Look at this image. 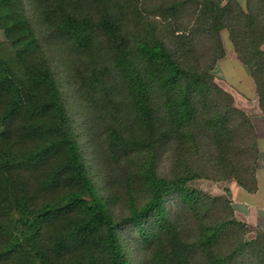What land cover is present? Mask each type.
Masks as SVG:
<instances>
[{"label": "trees", "instance_id": "obj_1", "mask_svg": "<svg viewBox=\"0 0 264 264\" xmlns=\"http://www.w3.org/2000/svg\"><path fill=\"white\" fill-rule=\"evenodd\" d=\"M0 264H264L238 217L264 112V0H0Z\"/></svg>", "mask_w": 264, "mask_h": 264}, {"label": "crops", "instance_id": "obj_2", "mask_svg": "<svg viewBox=\"0 0 264 264\" xmlns=\"http://www.w3.org/2000/svg\"><path fill=\"white\" fill-rule=\"evenodd\" d=\"M226 58H228L227 52L226 57L223 60H225ZM235 67H239L247 74H249L248 68L245 65H241V63L239 62H234L233 68ZM238 79L244 80L246 78L243 76L241 78L239 74ZM250 85L254 87L253 96L245 93V90H243L244 87L241 88V92H230L233 94L236 103H238L239 99L243 102V106L241 108L245 109V111L251 117L258 136L259 159L256 166L258 189L256 190V192H249L242 186H240L236 181L228 180L225 181L226 184L222 188L220 194L228 193L230 195L235 204L236 212L239 218L246 221L253 227H259L264 230V112L257 106L255 96V83L253 81H250ZM237 106L240 108L239 105Z\"/></svg>", "mask_w": 264, "mask_h": 264}, {"label": "rangeland", "instance_id": "obj_3", "mask_svg": "<svg viewBox=\"0 0 264 264\" xmlns=\"http://www.w3.org/2000/svg\"><path fill=\"white\" fill-rule=\"evenodd\" d=\"M3 38H4L3 33L0 31V39H3ZM223 39H224V46H225L226 52L228 53V58L223 60L226 57V55H225V57L223 59H221L222 61L219 60L217 62L215 74H216V78H217L218 83L229 92L230 91H232V92L240 91L241 88L244 87L243 90H245V93H248V95L253 96L254 95L253 94L254 93V87H252V85H250V81L254 82V80L251 77L250 73L247 74L245 71H243L239 67L233 68L234 62H236V63L237 62L241 63V62L238 60V58L236 56V53L234 51V45L231 42V40L229 39L228 33L226 31H223ZM241 65H244V64L241 63ZM241 67H243V66H241ZM239 74H240L241 78L243 76L246 79L239 80L238 79ZM255 94H256V88H255ZM255 96H256V101H257V94ZM236 104L239 105L240 108L243 106V102L240 101V99L238 100V103L235 102V105ZM241 109H243V108H241ZM243 110L245 111V109H243ZM225 184H226L225 182H214V181L209 180V179H200V180L195 182V186L199 187L200 189H202L204 191L215 194V195L220 194V192L222 191V188L224 187Z\"/></svg>", "mask_w": 264, "mask_h": 264}]
</instances>
